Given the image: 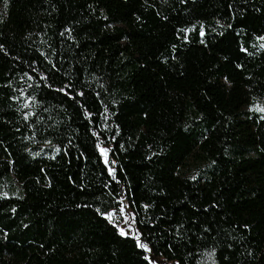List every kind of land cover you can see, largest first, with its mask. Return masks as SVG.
Listing matches in <instances>:
<instances>
[{
	"label": "trees",
	"instance_id": "1",
	"mask_svg": "<svg viewBox=\"0 0 264 264\" xmlns=\"http://www.w3.org/2000/svg\"><path fill=\"white\" fill-rule=\"evenodd\" d=\"M262 38L264 0H0V264H264Z\"/></svg>",
	"mask_w": 264,
	"mask_h": 264
},
{
	"label": "rangeland",
	"instance_id": "2",
	"mask_svg": "<svg viewBox=\"0 0 264 264\" xmlns=\"http://www.w3.org/2000/svg\"><path fill=\"white\" fill-rule=\"evenodd\" d=\"M101 149L105 150L104 152L101 151ZM100 151L103 155L104 161L106 162V164L109 166V168L112 170L113 166L110 163L109 160V152L107 150V148L105 146H100ZM106 154V155H105ZM124 209L123 211V215H122V219H124L123 222L127 221L128 223H131L133 220V213H132V209L127 206V207H122ZM117 217H119V213H116ZM122 224V223H121ZM202 264H215L213 257L211 255L206 256V258L203 260Z\"/></svg>",
	"mask_w": 264,
	"mask_h": 264
},
{
	"label": "snow or ice",
	"instance_id": "3",
	"mask_svg": "<svg viewBox=\"0 0 264 264\" xmlns=\"http://www.w3.org/2000/svg\"><path fill=\"white\" fill-rule=\"evenodd\" d=\"M262 39H264V38H262ZM24 107H28V105L25 104ZM257 110L260 111V112H264V108H258ZM101 151L104 152L105 150L101 149ZM105 155H106V154H105ZM120 211H121V213H123L124 209L121 208ZM108 218H109V220H111V216H109ZM120 234H121L122 236H123V235H126V233L124 232V230H121ZM136 239H137L138 246H139L140 248L144 249L145 251H151V249H149L148 246H147L146 244L141 243V242L139 241V237H138V236L136 237ZM145 259H149V258H148V257H145ZM150 264H154V262L150 261Z\"/></svg>",
	"mask_w": 264,
	"mask_h": 264
}]
</instances>
